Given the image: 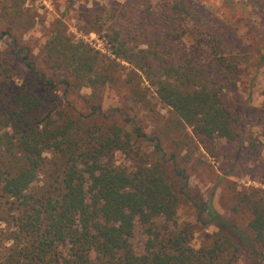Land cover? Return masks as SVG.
Listing matches in <instances>:
<instances>
[{"label":"trees","instance_id":"16d2710c","mask_svg":"<svg viewBox=\"0 0 264 264\" xmlns=\"http://www.w3.org/2000/svg\"><path fill=\"white\" fill-rule=\"evenodd\" d=\"M165 6L156 24L142 17L139 36L115 27L107 35L115 57L131 67L124 81L129 99L144 103L149 82L146 90L154 89L170 110L186 146L218 155L217 142L236 141L238 159L247 108L238 67L219 33L198 29L186 40L182 16L191 13L182 2ZM149 36L147 48L131 47L127 39L148 42ZM6 37L10 57L27 73L15 85L16 68L0 51V237L10 244L0 247V264H264V194L253 191L247 234L216 210L214 192L206 200L195 196L187 169L166 151L160 134L149 135L123 109L104 112V95L124 67L75 42L61 22L44 48L50 75L29 47L7 30L0 33V41ZM86 88L92 90L88 112L71 95ZM60 90L62 97H52ZM259 112L264 120V108ZM117 155L132 169L118 165ZM182 206H190L197 226L217 229L199 248L192 245L196 227L177 220ZM137 223L147 237L139 254L131 242Z\"/></svg>","mask_w":264,"mask_h":264},{"label":"rangeland","instance_id":"374dc122","mask_svg":"<svg viewBox=\"0 0 264 264\" xmlns=\"http://www.w3.org/2000/svg\"><path fill=\"white\" fill-rule=\"evenodd\" d=\"M177 2H182L191 13L182 16L185 19L183 29L188 31L186 40L191 39L193 31L198 29L219 33L229 60L238 67L236 81L243 109L247 104L244 110V141L238 159L234 157L238 149L236 141L217 142L215 151L218 155L207 154L197 144L186 146L182 132L171 125L170 110L158 102L154 89L146 90L150 87L149 82L143 83L145 102L142 104L133 103L130 87L124 83L131 67L113 54L107 36L111 33L110 29L115 27L129 31L131 38L135 33L139 36L145 29L144 15L152 25L156 24L155 16L163 14L165 4L172 7ZM59 22L75 42L87 44L107 61L116 60L125 68L116 76L118 84H114L104 95V112L123 109L128 113V118L140 120L149 135L153 132L160 134L166 151L177 154L180 164L187 169L191 191L195 196L199 194L206 200L214 192L213 205L216 210L236 228L248 234V224L252 218L249 201L255 195L253 191L264 194V120L259 112L264 108V0H235L233 6L228 0H0V33L7 30L19 39L20 46L29 47L36 57L38 68L48 75L50 71L42 61L44 48L55 34ZM160 28L163 31V25ZM131 38H127L131 47L136 48L139 44L138 48H147L152 36H149L148 42L144 37L138 38V41ZM11 47V37L0 41L4 59L16 68L14 83L20 85L27 69L17 59L10 57ZM91 92L90 88L71 92L73 99L79 101L81 111L88 112L86 102ZM62 96L60 90L53 92L52 97ZM49 104L54 107L52 101ZM45 158L47 163L54 159L50 152L45 154ZM116 161L118 165L132 169V163L121 155L116 156ZM45 179L37 187H42ZM177 220L196 227L192 240L195 248H199L217 231L214 226L208 229L197 226L190 206L179 209ZM2 229H5V225L0 224V231ZM146 240L144 227L137 223L131 239L136 253H143ZM5 245L10 244L0 237V247ZM240 264L247 263L243 261Z\"/></svg>","mask_w":264,"mask_h":264}]
</instances>
